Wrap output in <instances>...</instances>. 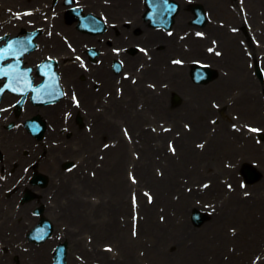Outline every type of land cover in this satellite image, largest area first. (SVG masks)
Here are the masks:
<instances>
[{"label":"bare ground","instance_id":"6f19581e","mask_svg":"<svg viewBox=\"0 0 264 264\" xmlns=\"http://www.w3.org/2000/svg\"><path fill=\"white\" fill-rule=\"evenodd\" d=\"M4 1L12 2L13 0ZM198 2L205 4V8L207 5L215 6L214 0H199ZM24 3L31 4L32 0H26ZM81 3L83 6L85 5V9L101 11L106 16H110L111 21H116V27L107 28V35H104H110L109 39L112 43L128 45L134 42L144 47L152 46L146 54L137 52L134 56H125L127 62L123 68L125 66L131 68L124 69L120 77L119 74L110 75L104 66L107 60L116 56L111 51L100 54L98 58L102 60L101 64L96 65L95 68L92 67L91 71H86L83 67L72 62L64 63L65 57L69 55L59 56L63 60L60 65L63 78L83 96L81 101H89L90 109L95 106L94 103L102 101L100 97L103 95V89L110 92L106 99L107 110L105 109V118L108 120L104 125L107 129L103 130L102 134L103 136L110 134L106 139L113 140V143L104 151L97 153H104L105 157L101 160L100 165L96 166L95 151L97 147L95 141L98 138H95L97 137L95 134L91 137L90 134L87 136L82 128L75 129L73 136L71 135L69 139L65 140V142L71 141L69 148H61V143L52 146V148H60L58 151L49 150L52 156H49L48 149L44 148L43 141L39 143L38 148H33L32 140L27 135L0 130V141L1 144L3 143V150L0 149L3 153L1 169L5 162L8 165L11 164L8 161L14 157L15 173L19 171L20 164L26 160V157L19 156L18 152L21 147L29 149L30 158L35 157L33 159H37V165L42 159V165L49 170L47 190L50 189L49 193L52 195L47 203L45 197L47 190H40L38 192L41 197L38 202L41 204L45 202L43 214H49L47 216L54 223V235L67 244L69 264H80L73 257L74 252L81 254L86 261L93 258L95 262L102 260L105 264H214L215 261L217 264H221L220 258L223 257V254L234 264H243L248 260L247 256L250 252H258L262 248H259V241L254 239V234L258 238L260 234L264 236V175H261L257 185L248 186L250 198L243 197L235 188L232 171L225 169L224 158L232 159L233 161H229L232 164L234 160H238L237 156L243 162L247 160V157H259V155L255 151L256 147L251 143L250 137H245L244 133L230 130L222 125V122L215 126L206 122L208 114L213 111L210 103L217 98L221 103H224L225 100L220 98L222 93H228L226 95L228 96L229 92L233 90L232 88L238 90V93L231 99L241 106L240 112L246 116H257V107L261 103V98L252 91L256 82L248 74L239 80V70L244 72L246 67L244 66L243 52L236 44L238 42L237 34H230L224 27L207 23L209 35L220 39L221 47L219 49L223 52L218 58L204 50L203 39L195 38L190 34L182 38L179 37L178 30L184 28L179 15L174 20L173 32L167 35L163 31L147 28L145 24L139 22L137 17L140 11L138 9L140 0H111L110 5H106L100 0H83ZM262 3L264 4V0ZM181 4V8L184 9L185 4L183 2ZM216 7L218 8L217 5ZM58 8L61 9L63 6ZM46 9L48 8L44 10ZM249 17L250 23L254 27H258L255 33L260 36L261 43L264 45V22L260 24L258 20L264 17V7L259 12L257 9H253ZM124 18L132 20L130 26L123 22ZM51 21L57 26H62L79 46V49L82 43L95 44L100 48L104 45L100 38L94 36L73 35L66 26L62 25L59 17H54ZM131 29L137 33H131ZM229 36H232L230 41ZM206 40H210V38ZM56 42L59 43L58 39ZM248 44L254 55L257 47L249 42ZM59 45L62 44L59 43ZM153 45H159V47H153ZM185 45H188V49L185 48ZM47 50L50 53L53 52L50 47H47ZM260 50V52L264 51L262 45H260ZM41 52L38 50L35 53L39 55ZM54 52L65 54L61 49L54 50ZM171 53L181 58L187 57L185 60L189 62L191 61L189 55H193L199 58L213 59L218 66L231 64L232 67L227 68L232 70V74L228 71L227 75H217L215 81L206 87L193 85L185 76V69L191 70L192 67L186 65L171 67ZM28 60L31 61V59ZM142 63L143 67L138 68ZM262 64L264 65V56ZM124 73L127 74L124 76ZM87 74L91 77L94 75L101 81L97 90H94V85L89 86L90 79ZM79 76L82 78L85 76V78L80 82ZM164 77L166 81L163 83L167 82L164 88L160 86L159 82L156 88L147 82L158 81ZM131 78H133L132 83L129 80ZM117 82L122 87L119 97L118 93L114 91ZM172 92H178L182 96V101L176 109L164 104ZM63 105L70 106L64 99L58 106L36 109L32 113H43L48 122L56 128L61 125L63 120L57 115V108H61ZM73 109L74 113L78 112L76 107ZM81 116L84 121L92 122L90 133L101 132L98 127L102 126L101 118L104 115L94 112ZM158 118L161 121L168 119L173 125L172 128L166 132L154 133L149 128L143 127L145 124L153 126L156 122L154 120ZM183 120L191 126V130H178L180 133L175 137L173 135L176 132L175 129L181 127L180 124H183ZM258 121L264 125V119L259 118ZM122 126L129 130L132 138H130V142L118 132L121 131ZM211 126L215 128L211 130ZM54 131H46L47 137L62 136V133ZM80 132L83 134L77 135ZM195 136L205 139L201 150L194 149L190 145L191 138ZM165 137L174 138L176 148L179 150L177 159L164 150L162 140ZM5 139L7 140L5 141ZM131 148L139 152L138 159L131 157L129 151ZM42 149L44 150L43 156L38 159L37 153ZM64 154L81 155L78 165L69 172H63L58 168L59 157ZM157 157L159 158L157 159ZM188 160L191 162V166L187 169L184 165ZM259 160L264 166L260 157ZM129 164H132V168L136 169L139 177L137 185L132 183L130 185L126 182ZM155 166L162 171L160 176L154 173ZM86 168L88 171L95 172L94 179L84 172ZM227 174L229 176L225 183H230L234 188L227 196L222 194L219 203L216 201V195L221 190L218 180ZM179 175L186 176L188 182L184 180V176H182V180H179ZM11 179L5 177L4 181H0V239L6 248L2 250L3 258L0 259V264L8 262L11 256H15L14 258L18 259L20 264H45L50 261L51 257L47 250L49 243L36 247L31 245L24 255H22L24 252L19 250V245L16 247L13 245L24 239L23 232L26 229V226L17 217L28 219L30 215L28 206L19 207L17 210L14 208L13 201L21 189V187H17L21 181L7 196L2 192V187L7 185ZM203 181H210L208 187H195L196 184ZM183 184L189 186V190L181 187ZM143 188L153 194V200L150 203L146 202V198L142 200L140 191ZM130 190H135L136 195L140 192L138 196L141 197L137 209L139 212L137 220L139 237L136 236V239L128 237L127 232L128 226H131V222L127 221L128 212L130 211V216L132 215L130 201L128 202L127 199ZM171 194H175V199L171 197ZM209 197H214L215 211L200 228H192L187 221L188 215L192 209L201 206L197 205L198 199L208 200ZM141 215L143 216L140 217ZM162 216H164V222L159 218ZM14 218L15 221L12 222ZM60 221L63 226L61 224L59 226ZM229 225L237 229L233 236L227 232ZM104 240L112 242L116 254L98 248L97 244ZM229 244L233 245V250L227 248ZM261 264H264V260Z\"/></svg>","mask_w":264,"mask_h":264},{"label":"rangeland","instance_id":"374dc122","mask_svg":"<svg viewBox=\"0 0 264 264\" xmlns=\"http://www.w3.org/2000/svg\"><path fill=\"white\" fill-rule=\"evenodd\" d=\"M177 4H178V9H179V11H178V15L179 16H181V20H182V22H183V25H184V28H181V29H179L178 30V32L179 33H177L179 36H183V35H187L189 32V34L190 35H196V34H202V36H203V33L206 35L207 34V32L205 31V26L204 27H198V28H196V27H191V25H190V19H191V17H192V12L190 11V4H192V3H198V1L199 0H174ZM215 1V6L213 7V6H209V5H207L206 7L207 8H204V9H206L205 11H206V13H208L206 16L209 18L210 17V19H212L213 21H215V22H220V23H222V24H224V27L226 28V29H228V30H230V29H232L231 31H234L233 33H236V34H238L237 36L240 38L241 36H242V34L240 33L241 31H240V27L241 26H243L242 24H243V22H244V26H245V29L247 30V32L249 31V32H252V33H255V31L258 29V27H252V25L248 22V19H247V17H245V15H251L252 14V11H253V9H257V11L259 12L263 7H264V4L262 3V0H214ZM184 3L185 5V7H184V9H182L181 8V3ZM260 2H261V4H260ZM203 6L205 5V4H203V3H201ZM211 5V4H210ZM216 5L218 6V8L216 7ZM182 9V10H181ZM242 10H243V12L245 13V14H242V16L243 17H241V12H242ZM0 17H2L1 16V13H0ZM243 18V19H242ZM259 21H260V24L262 23V22H264V17H263V19H261V18H259L258 19ZM140 22L142 23V24H144L143 23V21H142V19H140ZM209 24H210V22H209ZM259 24V25H260ZM147 28L148 27H150L149 25H145ZM187 26H190L189 28H186ZM252 28V29H251ZM183 29H185V30H183ZM172 30V28H170V29H168V30H164V29H161V31H163V33L164 34H166L165 32H167V31H171ZM175 30V29H174ZM196 30H198L199 32L198 33H196ZM157 31H159V30H157ZM134 33H135V31H133ZM176 32V31H175ZM230 32V31H229ZM240 35V36H239ZM241 39V38H240ZM259 39V38H258ZM257 39V37L255 38V40H256V42L258 41L259 43H260V41ZM212 40V39H211ZM216 40V39H215ZM230 40H232L231 39V37H229V41ZM213 42H214V40H212ZM220 42V40H218V43ZM257 42V43H258ZM246 43V41H244V40H240V44H239V47L241 48L240 50H241V52H243V51H246L245 52V55L247 56V54L246 53H249V47H248V45L247 44H245ZM125 44V43H124ZM207 44L209 45V42H207ZM210 44H212V43H210ZM237 45H238V42L236 43ZM261 44V43H260ZM111 45V44H110ZM109 44H108V46H110ZM114 46H115V44H113ZM135 44H129V46H127L126 48H127V55L128 56H134V54H136L137 52H139L138 50H134V51H129V48L131 49V48H135V46H134ZM147 45V44H146ZM204 45H206V44H204ZM218 45V44H217ZM120 46L121 47H124V45H122V44H120ZM141 46V45H140ZM146 47H148V46H146ZM157 47H159V46H157ZM217 47V46H216ZM218 47H221L220 45H218ZM204 48H205V46H204ZM147 49V48H146ZM149 49V48H148ZM261 50L260 49H257L256 50V52H255V54H254V56H257L258 55V61H259V63H260V66L262 67V69L264 70V65L261 63L262 62V60H263V58H262V56H264V51L263 52H260ZM251 53V52H250ZM244 54V53H243ZM252 54V53H251ZM176 54H172L171 53V57H172V59H175L176 57H178V56H176ZM249 57V59H246V60H244V62H245V66L247 67V69H246V72L248 73V75L249 76H251V77H254V78H257V76H256V74H255V65L253 66V60H251V56H250V54H249V56H247V58ZM193 59V58H199V57H197V56H193V55H189V59ZM184 59H187V57L186 58H184ZM183 59V61L185 62L186 60H184ZM200 60H206V62H208L209 64H211L212 63V59L210 60V59H207V58H201ZM108 62L109 61H107V62H105V65L107 66L108 65ZM172 66H177L176 64H173V63H171V67ZM183 67V66H182ZM227 67H232L231 66V64L229 65V66H219L218 68H219V71H217V75H220V74H223V72H228V71H232V70H228V68ZM233 67H235L234 65H233ZM189 68H187V69H185V71H186V73H185V76L187 77V79L192 83V84H194V85H198V86H201V87H206L208 84H211V83H213L214 82V80H215V78L214 79H212V80H210L208 83H202V84H196V83H194L193 81H192V79L190 78V74H189ZM184 71V72H185ZM239 72H240V76H239V80L241 79V77H245V75H246V72L245 73H243V71L242 70H239ZM184 76V75H183ZM92 82L94 81V82H99V80H97V79H92L91 80ZM159 82V84L160 85H162L163 83H162V81L161 80H159V81H155V83H156V85H157V83ZM255 82H257V83H255V88H252V91L256 94V95H259V97L261 98V100L260 101H262V99H263V101H264V88H263V86L260 84V81H259V79L257 80H255ZM150 84V83H149ZM121 87V86H120ZM231 92V91H230ZM229 92V94L231 95V97L233 98V96H235L237 93H238V90H237V88H233V91L230 93ZM228 93H223V95L224 96H226ZM178 95H179V93H178ZM180 96V98L178 97V102L177 103H174L173 102V95H170L169 94V96L167 97V101H164V104H166V105H168V104H170L172 107H176V108H178L179 107V105H180V103H181V101H182V97H181V94L179 95ZM106 97V96H105ZM231 97H229V96H227L226 97V99H227V101H228V103L230 104V102H232V100L230 99ZM105 98L104 97H102L101 98V100H104ZM216 102H220V99H216V100H214L213 101V103H212V106H215V105H218V103H216ZM101 110V107L100 106H98V107H96V111H98V112H101L100 111ZM229 110H231V109H228V114L225 116V113L223 112V111H221L222 113H224V117H222L221 116V114H219V113H211V114H209L208 115V117L206 118V122L208 121H210L209 123L210 124H212V125H214L215 123H217V121L216 122H214L213 123V119H211L210 117H221L222 118V124H225V126H226V124L229 126V125H233V126H236L237 128H241V129H243V131H244V133H248V131L246 130V126L247 125H259V124H257V121H255V119L253 118V117H251V116H248V117H245V116H240V118L238 117V120L239 121H237V119L235 118V115H237V113H235L234 112V110L232 109L231 111H229ZM215 111H216V109H215ZM102 113V112H101ZM258 113H259V115L260 116H262V117H264V104H262L261 106L259 105L258 106ZM218 114V115H217ZM107 121V119L106 120H104V119H101V122H102V124H103V122H106ZM119 124H121V123H119ZM144 126H146V127H149V124L147 125H144ZM162 126V125H161ZM86 129V128H85ZM182 129H184L183 127H181V130ZM187 130V129H186ZM188 130H191V128H188ZM211 130H213V127H211ZM119 133H120V131H118ZM263 134H264V132H263ZM45 137V136H44ZM102 137V136H101ZM262 140V142H263V145H259V144H257V146L259 145V148L257 149L258 150V152H257V154L259 155V157L260 158H262V157H264V151L262 150V148H264V135L262 136V138L261 137H259V138H257L255 135H253L252 137H251V142L252 143H254V141L255 140ZM202 140H205V139H203V137H201V136H195V137H192L191 138V140H190V145H192L193 147H194V149L195 148H199V150L201 149V146L199 145V142H201ZM44 141L46 142L45 143V146L47 147L48 146V144H49V142L47 141V140H45V138H44ZM54 141V140H53ZM101 141V140H100ZM99 141V142H100ZM166 142H167V139H165L164 140V146H165V148H166ZM36 141H35V145H36ZM176 147V146H175ZM198 150V149H197ZM198 150V151H199ZM190 151V150H189ZM20 152V155H22L23 156V154H26L25 152H23V151H19ZM131 154H132V156H136V155H138V152H136V151H131ZM104 155V154H103ZM105 157V156H104ZM238 158H239V156H237ZM258 156H253V157H248L247 158V161H248V163H251L252 161H254V162H259V160H258V158H259ZM1 158V157H0ZM29 161V160H28ZM229 161H233L232 159L230 160L229 159V157H226V158H224V162H225V166H228V165H230V163H229ZM238 161L239 160H234V162H233V164L235 165V166H233L234 168H231L232 170L231 171H233V175H234V183H235V185H237V187H240V190H241V192L243 193V196H245V197H247L248 199H249V196H248V194L250 193V188L249 187H251V186H253V183H256V185H257V182H258V178H257V180L256 181H254L253 183H246V184H243V178H242V176L240 175V171H241V168H240V166L242 165H240L239 163L240 162H242V160H240L239 161V163H238ZM30 162H32V161H29V162H27V161H23L21 164H20V168H19V172L17 173V174H15L14 175V177L15 178H17V175H22V170H23V168L27 165V163H30ZM8 163H11V165L9 164V166H8V164L5 162L4 164H3V169H2V171L0 170V178H3V177H5L7 174H9L10 172H12V174L14 173V170H13V163H15V158L13 157V159H11V160H9L8 161ZM258 164V163H257ZM237 165V166H236ZM185 166H186V168H189L190 166H191V162L188 160V161H186L185 162ZM258 166H259V164H258ZM260 167V166H259ZM15 168V167H14ZM226 168V167H225ZM238 168H239V171H238ZM9 169V170H8ZM258 169V168H257ZM38 171H40V172H43V173H45V174H48L49 175V170H48V168H46V167H40V168H38ZM258 171H259V173H260V176L261 175H264V173H261V170L260 169H258ZM1 173H3V174H1ZM91 173V172H90ZM11 174V173H10ZM24 174V173H23ZM182 176H184V175H182ZM182 176H179L180 177V180L182 179ZM229 176V175H228ZM228 176L226 175V177L225 178H228ZM19 177H21V176H19ZM185 179H187V178H185ZM219 181V183H220V188H221V190L219 191V193H217V195H221V194H223V191L224 190H226L227 188L224 186V184L222 185V183L220 182V179L218 180ZM24 182V181H23ZM12 184V182H10L9 184H7L6 185V187H9L10 185ZM247 184H249V185H247ZM15 184H13L12 186H14ZM249 186V187H248ZM32 188H33V190L31 191L32 193H33V195H34V199L33 200H31V201H35L36 199H37V197H41V195H40V193H38V190L41 188V187H39V186H31ZM36 187V188H35ZM11 188H13V187H11ZM11 188H8V189H11ZM246 189V190H245ZM6 188H5V192H6ZM24 190H26L25 188H23V189H21V191H19V198H18V200H14L13 201V203L15 204V202H16V204L18 205V204H22V203H29L30 201H26V202H22L21 200H22V197H23V192H24ZM31 190V189H30ZM2 192L4 193V191L2 190ZM37 192V194L39 195H36L35 193ZM45 193H46V191H45ZM99 193V195L100 196H102L101 195V193L100 192H98ZM50 196H51V194L49 193V191L47 190V193H46V196L45 197H47V201H48V199L50 198ZM36 197V198H35ZM28 206H29V214L30 215H32V210H33V205H29L28 204ZM202 211H204L205 212V210H202ZM18 220H20L25 226H28L29 224H30V222H32V218H31V216H29V218L28 219H22L21 217H18L17 218ZM189 222H190V220H189ZM191 224V223H190ZM128 232H130V229H129V231ZM132 236H134L135 237V235H133L132 234ZM137 237H139V236H137ZM136 238V237H135ZM111 242V241H110ZM103 243H106V241L104 242L103 241ZM102 243V244H103ZM24 248V249H23ZM100 248L102 249L103 247L102 246H100ZM21 249H23V250H25V247H22ZM115 250L113 249V251L112 252H114ZM0 254H2L1 252H0ZM75 255H77V256H80V254H78V253H75ZM254 256V254L252 253L250 256H249V259H251L252 257ZM81 257V256H80ZM220 260H223V262H225L224 264H231V263H226V261L224 260V257H223V259L222 258H220ZM18 262L19 261H17V259L15 260V259H12L11 258V260H9V263L8 264H18ZM216 262V261H215ZM47 264H49V262L47 263ZM214 264H217V262L216 263H214Z\"/></svg>","mask_w":264,"mask_h":264}]
</instances>
